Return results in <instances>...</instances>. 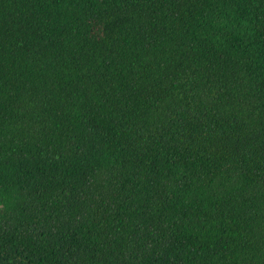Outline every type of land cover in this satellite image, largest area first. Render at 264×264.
<instances>
[{"label": "trees", "instance_id": "1", "mask_svg": "<svg viewBox=\"0 0 264 264\" xmlns=\"http://www.w3.org/2000/svg\"><path fill=\"white\" fill-rule=\"evenodd\" d=\"M0 264H264V0H0Z\"/></svg>", "mask_w": 264, "mask_h": 264}]
</instances>
